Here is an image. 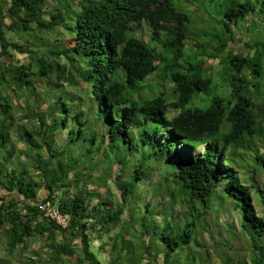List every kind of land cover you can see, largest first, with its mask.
<instances>
[{
  "label": "trees",
  "instance_id": "16d2710c",
  "mask_svg": "<svg viewBox=\"0 0 264 264\" xmlns=\"http://www.w3.org/2000/svg\"><path fill=\"white\" fill-rule=\"evenodd\" d=\"M211 1L196 0L202 24ZM214 2L215 47L201 43L183 1L0 0V264H100L105 240L107 264H184L185 251L194 253L186 264H209L193 233L226 200L247 246L226 236L213 256L264 264V218L252 204L264 210V0ZM242 23L263 32L260 50L228 48ZM166 154L176 160L167 172ZM157 172L150 195L163 200L142 211L138 186ZM32 238L44 260L23 256Z\"/></svg>",
  "mask_w": 264,
  "mask_h": 264
},
{
  "label": "rangeland",
  "instance_id": "374dc122",
  "mask_svg": "<svg viewBox=\"0 0 264 264\" xmlns=\"http://www.w3.org/2000/svg\"><path fill=\"white\" fill-rule=\"evenodd\" d=\"M172 1L175 3H180V1H183L187 5L189 4L188 5L189 9H186V11L190 15V20H191L192 24L194 25L195 29H198V31L201 32L203 35L201 43H205L207 40H210V45H213V47H215L216 44H215V42L213 43V40H211V38L213 37V34H216V38H217V29H218L217 28V22L220 21V17H219L220 15H218L219 12L217 11L218 4L216 2H214V0H212L211 3H209V4L207 2H205V3L202 2V7L204 9L209 10L208 16L205 14L203 15L205 18L204 20H206V18H207V22L205 24H202L201 23V18L203 19L202 14L201 13L195 14V10L197 7L196 0H172ZM200 1H203V0H200ZM193 9H194V11H193ZM191 13H193V15ZM245 25L246 24L242 23L239 26L240 29L234 28L235 36H237L238 41L235 40L232 42H228V48L235 49V50L241 48L243 52L248 51L251 54V53H253V50H256V49L260 50L261 49L259 42L262 39L263 32L261 33L262 35L260 34L259 36H257V32L258 31L261 32V30H257L260 27L259 22L256 24L257 27L252 25L253 28H255V27L257 28L256 30L253 29L254 31L253 30L251 31L250 24L248 25L249 29L248 28L246 29ZM137 32L140 35V37L143 39V41L148 43L149 38H150L149 37L150 36L149 35V33H150L149 27L147 25L143 24L142 26H140L138 28ZM211 43H213V44H211ZM251 46H252V49H250ZM187 50H188V47H187ZM221 56H222V54H221ZM10 60L13 63L17 62L14 59H10ZM20 62H24V59H20ZM218 65L219 64H216V62H214V64L212 65L213 66V73L218 72V68H219ZM217 80L218 79H216V81ZM154 84L156 85V87L160 91H164V90L166 91L169 88V85H167V84L164 85L163 82L158 81V80H156ZM216 85H218V84H216ZM206 103L202 104L200 106L205 107ZM188 106H189V104L186 107H188ZM103 129H104V125H103V127H101V129L100 128L98 129L97 132H98L99 136H101L104 133L105 129L104 130ZM66 132H67V129L63 131L61 136L56 137V142H57L58 146L63 144ZM18 147L21 148V144H18ZM261 151H262V147H260V152ZM172 156L173 155L166 154L161 158L163 160L162 164H163V170L165 172L173 170L175 165H176V160H174L172 158ZM251 156H252V153H247L245 157L247 158V157H251ZM23 158L25 159V157H23ZM131 171H132V165L125 171V173L131 172ZM117 173H119V166L116 164L112 167L111 174H112V176H114L113 174H117ZM241 173H242V169H241ZM160 177H161L160 173L157 172L151 176V179H148V180L144 179L145 181H144L143 185H141V183L139 184V186H138V190L140 188L139 193L144 192L142 194H139L140 197H138V200H139L138 202L140 204V208L142 211H143L145 202L150 200L153 205H156L158 202L163 200V197L161 196V194H158L157 192L154 196L150 195L151 187L153 188V185H151L150 187H149V185L159 182ZM256 177H261V176L256 175ZM247 180L248 181L244 180L243 183L250 182L249 181L250 179H247ZM260 188L264 189L262 186H260ZM112 190H114L113 187H112ZM113 193H114V199L119 202L118 195H116L115 191H113ZM1 194L2 193L0 190V195ZM226 201L229 203L228 204L227 202H225L228 204V206L221 203V205L219 207H217L218 211H214L208 217V219L206 220V222L204 224V226L206 228V230L204 232L202 231V233H201V230L200 231L194 230V233H193V235L196 236V238H198V246H196V247H199V248L200 247L201 248L208 247V248H210L211 256H210V260L208 262L209 264H220L219 260L213 256L212 251L214 250L213 248L215 247V245H213V244H214V242H218L221 239L225 238L226 236L228 238H230V237L233 238V248L242 249V248H245L247 246V241H246L247 236L241 231V224L243 222L241 213L238 210L232 209L230 207L231 206L230 200H226ZM252 204H253L254 210L256 211L258 216L264 218L263 206L259 203L257 197L253 198ZM181 213H182V209L176 206L175 210H174V216H176V218H177V216H180ZM155 221H156L157 225L162 224V222L160 221V217H158V216L156 217ZM162 227L163 226H161L159 228V231H161ZM228 232H229V234H228ZM230 240L232 242V239H230ZM146 241H148V239ZM73 242H74V244H76L75 246L79 245L78 240H75ZM104 242L108 246L105 247V251H102L99 253V256H97V254H98L97 250H95L94 248H91L93 253L94 252L97 253V254H95V253L94 254L97 256V259H98L100 264H105V263L107 264L108 263V259L104 260V258H106L105 253L109 252V244L106 243V242H108L106 240ZM158 242L159 241L156 240L155 243H152L151 244L152 247L160 246V244ZM97 245H98L97 242H93V244H92L93 247H96ZM136 245H137V247L141 248V246H139V244H136ZM212 246H214V247H212ZM44 249H45L44 247L41 248V244H40L39 240L32 238V239H29L28 250L24 253L23 256L24 257L30 256V257H34L36 259L44 260L47 257L46 251H44ZM0 251H1V249H0ZM185 252H183L181 255L182 256L180 258L181 262L184 264L190 263L192 255L194 253H192V255H188L187 252L186 253ZM148 253L151 254L150 249L148 250ZM196 257H198V256H196V254H195V258ZM72 258L75 259L76 256L73 255ZM161 258L162 257L160 256L159 260L156 261L157 264H161ZM196 261H198L197 258H196Z\"/></svg>",
  "mask_w": 264,
  "mask_h": 264
},
{
  "label": "built area",
  "instance_id": "2783aa9c",
  "mask_svg": "<svg viewBox=\"0 0 264 264\" xmlns=\"http://www.w3.org/2000/svg\"><path fill=\"white\" fill-rule=\"evenodd\" d=\"M41 210L45 211V216L55 219L57 224L61 225L62 227L67 225L66 220L56 210H53L48 206H42Z\"/></svg>",
  "mask_w": 264,
  "mask_h": 264
}]
</instances>
